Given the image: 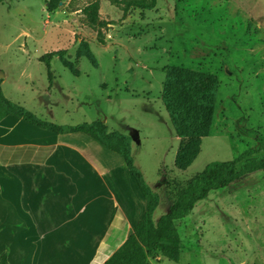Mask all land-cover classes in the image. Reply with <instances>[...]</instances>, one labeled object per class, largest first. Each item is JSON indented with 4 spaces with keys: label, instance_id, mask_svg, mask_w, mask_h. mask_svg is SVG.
<instances>
[{
    "label": "rangeland",
    "instance_id": "obj_1",
    "mask_svg": "<svg viewBox=\"0 0 264 264\" xmlns=\"http://www.w3.org/2000/svg\"><path fill=\"white\" fill-rule=\"evenodd\" d=\"M94 1L63 0L49 14L46 0H4L3 92L42 120L62 126L102 120L110 132L130 136L135 165L160 195L157 222L176 193L210 163L232 161L250 148L264 154V0H99L98 25L113 23L103 27L92 26L84 13ZM130 1L149 8L128 7ZM82 42L97 67L78 54ZM54 51L78 74L56 57L50 79L41 59ZM172 66L219 82L209 136L186 169L176 165L180 140L162 101ZM102 149L115 160L117 174L124 173L127 188L135 189L134 199L145 203L121 156ZM40 194L33 193L37 199ZM175 226L180 257L160 256L151 264H264V171L211 192ZM29 252L31 264H61L68 257L57 249Z\"/></svg>",
    "mask_w": 264,
    "mask_h": 264
},
{
    "label": "crops",
    "instance_id": "obj_2",
    "mask_svg": "<svg viewBox=\"0 0 264 264\" xmlns=\"http://www.w3.org/2000/svg\"><path fill=\"white\" fill-rule=\"evenodd\" d=\"M81 135L12 116L0 122V259L8 264H31L29 251L43 249L67 251L61 264H106L143 217L146 201L134 199L107 148Z\"/></svg>",
    "mask_w": 264,
    "mask_h": 264
},
{
    "label": "trees",
    "instance_id": "obj_3",
    "mask_svg": "<svg viewBox=\"0 0 264 264\" xmlns=\"http://www.w3.org/2000/svg\"><path fill=\"white\" fill-rule=\"evenodd\" d=\"M3 1L0 0V4ZM61 3L63 0H46L47 12L53 14ZM134 5L138 8H149L143 1L128 3V7ZM99 11V0L84 8V13L92 26L98 25ZM110 24L113 23L101 21L98 26ZM78 54L86 57L93 66L97 67L96 57L86 43H81ZM56 57L66 68L74 71L71 63L60 51L47 53L41 61L46 63L50 79L53 78L51 61ZM1 83L0 79V122L12 116L58 134L82 133L121 156L129 173L135 179L146 200L145 213L134 225L127 241L106 264H151L153 259L160 256L173 261L178 260L181 253V238L175 222L188 217L197 204L207 199L211 192L225 189L251 174L264 171V154L259 156V150L256 148L246 150L232 161L212 162L176 193L168 213L156 222L154 214L160 205V195L148 185L142 171L135 165L130 136L118 131L110 132L102 120L77 126H62L42 120L25 107L7 99L3 94ZM218 89L219 82L215 76L176 66L167 69L162 101L180 140L176 158V165L180 169H186L195 162L201 152L202 139L209 136L214 122ZM0 264H8L6 255L0 259Z\"/></svg>",
    "mask_w": 264,
    "mask_h": 264
},
{
    "label": "water",
    "instance_id": "obj_4",
    "mask_svg": "<svg viewBox=\"0 0 264 264\" xmlns=\"http://www.w3.org/2000/svg\"><path fill=\"white\" fill-rule=\"evenodd\" d=\"M63 3H61L60 5H62Z\"/></svg>",
    "mask_w": 264,
    "mask_h": 264
}]
</instances>
